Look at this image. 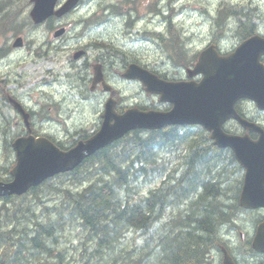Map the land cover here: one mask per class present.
<instances>
[{
	"label": "rangeland",
	"instance_id": "obj_1",
	"mask_svg": "<svg viewBox=\"0 0 264 264\" xmlns=\"http://www.w3.org/2000/svg\"><path fill=\"white\" fill-rule=\"evenodd\" d=\"M105 1H107L105 5L110 3L111 5H122L123 10L127 7V13H130V9L133 8L131 13L135 20L129 23L131 32L127 31L128 24L125 19L113 17L111 14L109 15L110 9L102 8ZM170 4L173 7H170ZM32 6L30 0H0V22H3L2 26L5 31V34L0 36V48L3 47L7 52L8 48L13 49V42L18 36H23L25 44L23 47L14 49L9 60L0 59V82L9 77L18 80L23 85L18 87V95L21 99L36 111L43 108V111H46L51 117L49 119H52L51 122H47L36 117L35 128L39 132L55 135L67 147L84 135L93 133L101 125L104 104L109 94L105 93L101 87L94 92L90 91L91 80L87 84L91 74L93 76V65L97 62L106 66L110 83L119 90V105L144 104L151 106L159 103V99L148 94L140 82L126 80L122 76L123 71L120 70L127 60L125 54L119 52L116 56L105 55L107 50L95 46L113 42V44L125 48L127 53L132 54L135 59L139 58L142 63L173 74L171 62L166 59L158 43L156 44L152 39L143 40L142 34L144 27L159 29L163 32L167 26L164 18L166 15L171 17V20L174 16L178 17V20L175 19V21L181 26L177 29L182 33H178L176 28L175 32L178 36L183 32L189 35L190 38H187L186 42L190 44L192 51L200 52L209 42L211 35L215 39L224 35L222 40L228 42V48H236L241 43H238V39L234 38L235 34L232 29L242 21L246 22L245 25L248 27L250 24H247V21H252L264 33V0H134L127 4H124L123 0H84L83 4H80L65 18L48 19L39 25H35L30 17ZM169 7L173 11H170ZM96 9L99 11V17L96 18L98 21L106 19V16L110 17L106 22H97L87 26L88 23L85 24L84 20L94 17L93 12ZM157 10H161L160 14L153 17V14H157L154 11ZM136 11L142 17L139 22ZM222 12L227 15H222ZM218 20L220 23L222 20H227L225 28H221L222 30L216 29L219 25ZM62 27L66 28V33L55 37L54 33ZM135 32L140 35H135ZM173 38L174 35H169L167 40ZM93 41L99 43L92 44ZM80 46L87 47L88 52L85 57L74 60L73 53ZM164 64L165 67H163ZM8 73H11L9 77H7ZM21 125L24 130L23 121L17 125L15 121L0 117V145L5 141L2 145L4 151L1 152L3 157H10L11 152L8 153L5 148L10 145L13 136L18 135ZM13 161L14 154L11 161L7 162L8 169L12 166ZM91 169L82 172L84 176L79 181L74 176L59 175L51 179L47 185L30 191L9 204V209L5 208L3 211L0 209V222L4 225L8 222V229L12 226L11 220L20 216V222L13 225L18 228L19 235L22 234V231L32 227L36 228L35 230H41L54 222L59 227L58 238L55 239L57 243L51 244L52 241L48 240L50 252L38 253L39 251L34 249L33 254L28 256L26 262L18 261L16 264H111L113 262V264H121L117 257L123 254L124 248L136 254V250L133 249L134 242L139 240L141 242L142 235L139 231H132L129 239H125L124 243L116 247L113 252L102 251L99 256L95 257L94 254L92 255L94 246L91 241L94 238L87 239L90 232L82 226L83 219L76 216V212L72 214L71 211H68L72 206L68 203V200L74 196L72 193H81L92 183L110 182L114 175L112 173L104 174V170L98 171L93 167ZM229 170L232 171V168ZM230 175L225 177L226 182H231L232 178H239L237 172L232 171ZM159 184V179H153L151 182L142 183L140 188L142 193H146L150 188L157 187ZM234 186L232 184L229 186L227 197L228 199L231 197L229 202H232L238 193ZM124 189L126 195L131 190L130 186L122 187L120 189L122 192H119L122 196ZM262 213V209L239 210L222 224L220 235L225 236V242L230 244L232 253L240 264L264 262V253L253 250L249 242L252 240L250 237H253L256 230L255 224ZM3 217L5 218L3 219ZM0 227L3 226L0 224ZM129 228L123 229L128 230ZM143 233L149 235L147 232ZM32 236L31 234L30 238ZM23 241L25 242V240ZM27 243L30 245L26 240ZM15 247H12L6 255L3 252L4 261L12 258ZM53 249L56 253L60 252V257L52 255ZM26 254H29L28 251L25 252ZM221 258V252L213 250L205 264H221ZM11 264H13L12 261Z\"/></svg>",
	"mask_w": 264,
	"mask_h": 264
},
{
	"label": "trees",
	"instance_id": "obj_2",
	"mask_svg": "<svg viewBox=\"0 0 264 264\" xmlns=\"http://www.w3.org/2000/svg\"><path fill=\"white\" fill-rule=\"evenodd\" d=\"M233 163V155L215 146L201 126L138 129L87 158L69 173L79 181L84 176L82 172L93 167L115 176L102 187L92 183L68 203L76 206V212L83 219L82 226L99 241L102 250L113 252L124 236L122 229L136 227L149 233V264H205L209 254L223 244L222 224L241 210L237 199L229 202L231 197L227 198L230 184L238 187V178L225 181V177L232 174L229 169ZM153 179H161V184L142 193L141 184ZM128 186L131 190L127 195L125 189L123 196L119 194L122 187ZM160 211L163 212L158 213ZM166 215L168 221L162 223ZM42 231L38 233L41 246L38 248L48 253L51 249L45 247L44 242L48 239L46 236H50L49 231ZM139 242H134V246L141 248L142 241ZM160 244H164L163 248ZM117 260L131 264L124 253ZM142 261L139 257L132 260V264Z\"/></svg>",
	"mask_w": 264,
	"mask_h": 264
},
{
	"label": "water",
	"instance_id": "obj_3",
	"mask_svg": "<svg viewBox=\"0 0 264 264\" xmlns=\"http://www.w3.org/2000/svg\"><path fill=\"white\" fill-rule=\"evenodd\" d=\"M32 1L34 7L31 10V16L35 23H39L52 14L58 16L65 14L79 0H67L57 10L55 6L58 0ZM63 32L64 29L58 30L55 35H61ZM257 41V38H252L247 46L238 49L229 58L230 62L225 64V67L218 65L214 68L215 74L205 72L206 75L199 85L189 83L180 86V84L167 83L137 64L130 65L124 74L127 78L141 79L149 91L160 93L162 100L173 102L174 108L169 112L130 108L124 113H118L115 110L116 101L110 98L105 106L104 120L100 130L93 137L80 141L75 149L67 152L59 151L57 146L44 137L20 138L15 142L18 152V163L13 169L15 179L7 184L6 189L0 191V195H21L30 187L39 185L61 171L72 170L86 156L120 139L131 130L161 128L166 124L199 123L213 129L212 137L215 138V142L222 147L231 146L238 160L247 168L241 205L247 208L263 207L264 188H261L260 180L263 169L259 166L258 145L250 152L242 144L243 141L226 134L221 128L222 122L234 114L232 108L235 95L247 94L253 97L252 91L243 90L242 82L250 81L251 70H248L249 64H242L247 60L241 61V59L244 54L250 59V54L246 53L251 51L252 45L257 44ZM14 45H22V39L18 38ZM83 53L84 51L76 52L74 58H80ZM244 72L245 75H243ZM102 75L100 66L96 67L94 85L102 79ZM103 87L105 90L111 89L106 82H103ZM116 93L117 91H112V95ZM253 247L264 251V222L258 227ZM223 264H235L226 250Z\"/></svg>",
	"mask_w": 264,
	"mask_h": 264
},
{
	"label": "flooded vegetation",
	"instance_id": "obj_4",
	"mask_svg": "<svg viewBox=\"0 0 264 264\" xmlns=\"http://www.w3.org/2000/svg\"><path fill=\"white\" fill-rule=\"evenodd\" d=\"M127 10H128V8L126 7L123 11L116 13V14H118V15H116V17H121V18L125 19L126 23L128 24L129 23V17L128 16H132L131 12H133V8L130 9L131 10L130 13H127ZM134 10H135V8H134ZM160 12L161 11L157 10L156 11L157 14H155L154 16H157L158 14H160ZM136 17L138 18V20L141 18V15L139 14L138 11H136ZM126 18H127V20H126ZM164 18L166 19V22H167V26L163 30L164 38L158 39V37L160 35L159 31H157L152 37L153 41L156 44L158 43L160 48L162 46H165V45L177 44V43L181 42L180 37L175 32V28L177 29L176 25L173 23V21L170 19V17L164 16ZM245 23L241 22L236 27L234 38L238 39V43H241V42L248 39V26H246ZM178 33H180V32L178 31ZM135 34L140 35L137 32H135ZM169 35H174V38L172 40L168 41L167 37ZM188 38H189V36H188ZM211 44H214V46L216 47L217 51L220 54H227L230 52L229 50L232 49V48H228L227 50H224V48L219 47L217 45L216 40H212ZM13 50H14V48L13 49L8 48V52H7L6 57L4 59L9 60L8 58L11 55V53L13 52ZM260 61L264 64V53H262V55L260 57ZM256 73L257 74L255 75V80L257 79V77H259L261 79L262 83L257 84L255 82L253 84L254 85L253 86V94H255L256 96H259V97H264V78H263L262 73L259 70ZM10 75H11V73H8L7 77H9ZM105 77H106V70H105ZM22 86L23 85L20 84L18 80H16L15 78H11V77L0 82V103L5 104V106L7 108L8 115L13 119V121L16 122L17 125L21 124L20 122L24 121V120H23V116L18 111L17 107L14 105V100L22 103V105L25 107L26 111L30 115L29 121H30V119H31V121H33L35 119L33 113L36 110L34 108L29 107L21 99V97L18 95V87H22ZM234 107L236 110V114L238 115V118H235V117L227 118L222 123V127L229 134H233L235 136H241V137L246 138L242 144L245 146V148L248 151L252 152L254 147L258 145V153H259V156L261 157V159L264 163V107H262L258 103V101L255 97H254V99L250 98V97H243L235 103ZM0 117L2 119H6V115L2 111L0 112ZM32 126L34 127L33 123H32ZM36 130H34V133H36ZM25 134H26V128L24 130H22V125H21V129L18 132V136L25 135ZM4 143H5V141L3 143H1V145H0V158H1L0 159V169H1L0 170V183L1 184H5V183L12 180V176L9 172V169L6 166L7 159L5 157H3L2 153H1L2 150L4 151V149L2 148V145ZM224 149H225L224 151L227 155H229V154L233 155L234 154L233 155L234 160L236 159L234 150L231 147H226ZM11 157L13 158L12 153L10 154L8 161H11ZM231 168H232V171L237 172V174H239L238 177H239L240 182L238 183V188L239 187L243 188L244 177L246 176V171H247L246 167H244L243 165L240 164V162H237L235 160V164L233 163L231 165ZM2 169H4L8 173L6 174L5 171H3ZM238 188H236V191H238ZM239 193H241V191H238L237 194H239ZM236 196L234 198H236ZM13 199H14L13 196H0V202L12 201ZM13 225H14V223L12 224V226ZM17 246L15 247V248H17V252L15 254V260H16V262H18V261L22 262L21 259H24L23 257H24V254H25L28 246L25 245L24 249L23 248L20 249L21 246L19 244ZM18 248H19V250H18ZM3 251H4L3 247L0 244V264H6V261L4 262V259H3ZM19 251H21V252H19Z\"/></svg>",
	"mask_w": 264,
	"mask_h": 264
},
{
	"label": "bare ground",
	"instance_id": "obj_5",
	"mask_svg": "<svg viewBox=\"0 0 264 264\" xmlns=\"http://www.w3.org/2000/svg\"><path fill=\"white\" fill-rule=\"evenodd\" d=\"M108 5H110V4H107L106 6H108ZM107 8V7H106ZM109 11V10H108ZM111 13H109V15H110ZM167 16V15H166ZM177 27V26H176ZM179 31V30H178ZM180 32V31H179ZM180 33H182V32H180ZM190 38V37H189ZM180 39H181V42L180 43H183V42H185L186 40L183 38V37H180ZM249 91H252L253 92V86H251L250 88H249ZM1 104V103H0ZM3 112L5 115H6V119H9V120H11V121H13V119L8 115V112H7V108H6V106H5V104L3 103V104H1L0 105V112ZM33 115H34V120L33 121H31V119H30V121L33 123V125L34 124H36V117H39V119L42 121V119L44 120V121H48V114L46 113V111H43V108H40L38 111H34V113H33ZM20 123H22V121L20 122ZM35 127V126H34ZM170 134V133H169ZM46 135H48V136H50L51 137V139H53L54 141H55V143H57V145H58V149H59V151H62V152H67V151H69L70 149H75L77 146H78V144H79V142L80 141H84L85 139H87L88 138V135H84L81 139H79V140H77V141H75L73 144H71V146H64L63 145V143L59 140L60 138H58V137H56L55 135H52V134H50V133H46ZM7 139V138H6ZM6 141H8V140H6ZM3 143V142H2ZM7 144V143H6ZM5 144V145H6ZM10 144V143H9ZM10 147V145H8L7 146V148H5V149H7V151H8V153H10L9 152V148ZM6 156V155H5ZM91 156H93V154L92 155H90V156H86L83 160H82V162L84 161V160H86L87 158H89V157H91ZM6 159L7 158H9V157H5ZM117 158V157H116ZM165 160V159H164ZM107 162V161H106ZM110 164V163H109ZM80 166V165H79ZM110 166V165H109ZM78 167V166H77ZM76 167V168H77ZM75 168V169H76ZM1 170V169H0ZM3 171H5L4 169H2ZM91 171H92V169H91ZM138 171V170H137ZM5 173L7 174L8 172H6L5 171ZM143 174V173H142ZM192 174V173H191ZM127 176V175H126ZM194 176V175H193ZM132 177V176H131ZM130 177V178H131ZM129 178V179H130ZM125 179V178H124ZM124 179H123V181H124ZM132 179V178H131ZM130 179V180H131ZM119 180V179H118ZM185 180V179H184ZM126 181V180H125ZM124 181V182H125ZM129 180L127 179V182H128ZM10 182V181H9ZM9 182H7V183H5V184H1L0 183V191H2V190H4V189H6L7 188V184L9 183ZM127 182H126V184H127ZM184 182H186V181H184ZM193 182V181H192ZM99 185H101V187H102V185H104V184H106L105 182H99L98 183ZM177 184V183H176ZM186 184V183H185ZM178 185V184H177ZM183 185V184H182ZM106 186V185H105ZM184 186V185H183ZM97 187H98V185H97ZM181 187V186H180ZM188 187V186H187ZM190 187V186H189ZM182 190V189H181ZM33 191V190H32ZM82 191V190H81ZM70 192V191H69ZM124 192V191H123ZM167 192V191H166ZM172 192V191H171ZM68 193V192H67ZM71 193V192H70ZM151 193V192H150ZM180 193V192H179ZM182 193V192H181ZM27 194V193H26ZM26 194H24V195H26ZM74 196H76V197H79L78 195H75V194H77V193H72ZM111 194V193H110ZM24 195H20V196H18V195H16V194H10V195H8V196H13L14 197V199L12 200V201H5V202H0L1 204H0V209H2L1 211H3V209H9V204H11V203H13V202H15L17 199H19L20 197H22V196H24ZM0 196H4V195H0ZM73 196V197H74ZM91 196V195H90ZM87 199V198H86ZM124 200V199H123ZM152 200V199H151ZM160 200V199H159ZM153 201V200H152ZM207 201H208V199H207ZM139 203V202H138ZM151 203V202H150ZM110 204V203H109ZM208 204V203H207ZM210 204V203H209ZM20 205V204H19ZM61 206V205H60ZM107 207V206H106ZM201 207V206H200ZM28 208V207H27ZM144 208V207H143ZM18 209V208H17ZM79 209H81V208H79ZM147 209V208H146ZM197 209V208H196ZM164 210V209H163ZM68 211H71V213L73 214V213H75L76 212V206H70V208H69V210ZM146 211V210H145ZM159 211V210H158ZM165 211V210H164ZM239 211V210H238ZM13 212H15L14 211V209H13ZM19 212V211H18ZM78 212H79V210H78ZM121 212V211H120ZM163 212V211H162ZM161 211L160 212H158V213H162ZM17 213V212H16ZM20 213V212H19ZM77 213V212H76ZM200 213V212H199ZM204 213V212H203ZM8 214V213H7ZM11 214H12V212H11ZM14 214V213H13ZM142 214V213H141ZM141 214H140V216H141ZM154 214V213H153ZM77 215H78V217H80L81 218V216L77 213ZM76 215V216H77ZM121 215V214H120ZM139 215V214H138ZM158 215V214H157ZM163 215V214H162ZM161 215V216H162ZM4 216V215H3ZM17 216V215H16ZM60 216V215H59ZM156 216V215H155ZM206 216V215H205ZM13 217V216H12ZM20 217V216H19ZM19 217L18 218H16L15 217V219H13V220H11L12 221V223L10 222V224L12 225L13 223H15L16 224V222L18 223V221H19ZM68 217V216H67ZM153 217V216H152ZM166 217H167V215L162 219V223H165V222H167L168 221V219H166ZM5 217H3V219H4ZM9 218V217H8ZM115 218V217H114ZM119 218V217H118ZM121 218H122V216H121ZM158 218V217H157ZM22 219V218H21ZM117 219V218H116ZM131 219V218H130ZM138 219H139V217H138ZM143 219H145V218H143ZM23 220V219H22ZM56 220V219H55ZM115 220V219H114ZM121 220V219H120ZM9 221V220H8ZM48 221V220H47ZM95 221H97V220H95ZM99 221V220H98ZM119 221V220H118ZM146 221V220H145ZM157 221V220H156ZM20 222V221H19ZM25 223V222H24ZM0 224L3 226V227H0V234H1V236H0V244L2 245V247H3V252H4V254L6 255V253L12 248V247H14V246H17L18 244L21 246V248L20 249H24L25 248V245H27L28 246V248H27V250L26 251H28V255L26 254H24V259H21L22 261H23V263H24V261L26 262V260H28V256L30 255V254H33V250L34 249H37V251H39L38 253H40V252H45L44 250H42V249H39L38 248V245L40 246V244H38V242L40 241H38V233H40L42 230H35L33 227L32 228H30V229H27V230H24V231H22V234L20 233V235H19V231L17 230L18 228L15 226H11V228L10 229H8L9 227V223L7 222L6 223V225H4V223H2V222H0ZM26 224V223H25ZM95 224V223H94ZM93 224V225H94ZM90 225V224H89ZM97 225V224H96ZM104 225V224H103ZM6 226V227H5ZM20 226V225H19ZM145 226V225H144ZM99 226H97V227H95L96 229L98 228ZM4 228H5V230H4ZM48 228H50L49 230H44L43 229V231L45 232H47L48 233V231H49V235L50 236H46L48 239H47V241H45L44 242V244H46L45 245V247H48V246H50L49 245V243H48V240L50 239V241L49 242H51L52 241V243L51 244H56L57 242V240H55L56 238H58V232H59V227L58 226H56V224H55V222L54 223H52V225H49L48 227H46V229H48ZM105 228V227H104ZM107 228V227H106ZM95 229V230H96ZM1 230H4V231H1ZM98 230V229H97ZM100 230V229H99ZM101 230H103V229H101ZM108 230V229H107ZM106 230V231H107ZM42 231V232H43ZM132 231L133 232H136V231H139V232H141V238H142V243H141V248H138V247H133V249L134 250H136V254H133V252L131 251V250H128L127 248H124L123 249V253H124V256H125V259H130V263L132 264V260H137V259H139V257H141L142 259H143V261H142V263L141 264H149V260H150V254L151 253H149V248H150V243H149V235H147V234H144L141 230H139V228H136V227H130L128 230H125V229H122V235H124L123 237H121V243L119 244V245H117L116 247H118V246H120V245H122L123 243H124V240L125 239H129V236H130V234L132 233ZM6 232V233H5ZM96 232V231H95ZM94 232V233H95ZM187 232V231H186ZM91 233V232H90ZM31 234L33 235L31 238H30V236H31ZM88 234V233H87ZM40 235V234H39ZM42 235H44V234H42ZM45 235H46V233H45ZM41 238H43V236L41 237ZM40 238V239H41ZM91 239V235H87V239ZM21 239V240H20ZM23 240H25V242L23 241ZM26 240L30 243V245L27 243L26 244ZM91 241L93 242V246H94V250L92 251V255L94 254V256L96 257V256H99L101 253H102V251H108L109 252V249H103L102 250V247H100L99 246V241H96V239L94 238L93 240L91 239ZM41 242H43V240H41ZM161 243V242H160ZM165 244V243H164ZM163 244V245H164ZM161 245V244H160ZM160 245H159V247H160ZM163 245H161V247L163 246ZM173 246V245H172ZM18 247V246H17ZM41 247V246H40ZM44 247V246H43ZM44 247V248H45ZM115 247V248H116ZM154 247V246H153ZM163 248V247H162ZM174 248V247H173ZM18 250H19V248H18ZM86 250V249H85ZM163 250H165V249H163ZM156 251V250H155ZM13 252H14V255L12 256V258L11 259H7V260H5L6 261V264H11V261H12V263L14 264V263H16V260H15V254H16V252H17V248H14V250H13ZM19 252H21V251H19ZM87 252V251H86ZM164 252V251H163ZM166 253H168V252H166ZM165 253V254H166ZM161 254V253H160ZM159 254V255H160ZM52 255H56L57 257H60V252H58V253H56V251H55V249H53V251H52ZM160 256H162V255H160ZM159 256V257H160ZM156 257V256H155ZM30 260V259H29ZM111 260V259H110ZM109 260V261H110ZM4 261V262H5ZM114 261V260H113ZM31 262V261H30ZM94 262V261H93ZM114 263V262H113ZM113 263H111V264H113ZM26 264V263H25Z\"/></svg>",
	"mask_w": 264,
	"mask_h": 264
}]
</instances>
